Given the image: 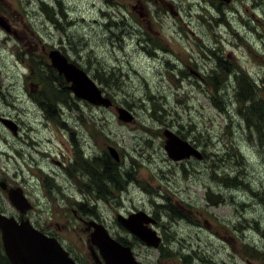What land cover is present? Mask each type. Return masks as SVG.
<instances>
[{
	"label": "rangeland",
	"instance_id": "obj_1",
	"mask_svg": "<svg viewBox=\"0 0 264 264\" xmlns=\"http://www.w3.org/2000/svg\"><path fill=\"white\" fill-rule=\"evenodd\" d=\"M52 49L113 105L74 95ZM242 78L264 99V0H0V116L17 125L0 121V179L79 264L106 263L90 222L142 264H264V144ZM166 129L204 157L170 158ZM140 210L158 247L118 220Z\"/></svg>",
	"mask_w": 264,
	"mask_h": 264
},
{
	"label": "water",
	"instance_id": "obj_2",
	"mask_svg": "<svg viewBox=\"0 0 264 264\" xmlns=\"http://www.w3.org/2000/svg\"><path fill=\"white\" fill-rule=\"evenodd\" d=\"M231 1V0H221ZM51 65L59 74L63 75L67 82L71 83L70 90L79 98L88 100L96 105L109 107L113 101L107 97L103 90L89 74L58 49L49 52ZM119 119L130 121L133 115L124 107H118ZM1 121L13 132H16L17 125L9 118L1 117ZM166 137L165 149L170 158L176 161L191 157L202 159L203 153L189 141L181 138L170 129L164 131ZM111 154L118 159L117 150L110 147ZM2 186L6 188L4 182ZM10 198L23 211L30 208L20 188L9 189ZM119 222L133 234L145 241L149 246L158 247L161 237L151 227L144 223L155 222L145 211L131 213L128 217L118 215ZM95 231L92 233L91 241L100 249L106 264H142L138 262L131 250V247L121 245L120 242L112 239L102 225L93 224ZM0 227L3 229L5 250L13 264H76L54 238H48L34 229L29 221L22 224L15 223L13 218L0 216Z\"/></svg>",
	"mask_w": 264,
	"mask_h": 264
},
{
	"label": "trees",
	"instance_id": "obj_3",
	"mask_svg": "<svg viewBox=\"0 0 264 264\" xmlns=\"http://www.w3.org/2000/svg\"><path fill=\"white\" fill-rule=\"evenodd\" d=\"M63 79V76H60ZM237 96L242 101H250V105L244 107L243 116L247 122L248 127H254L259 137L261 144H264V99L257 97L255 89L245 81L244 78L240 80L239 91ZM108 168V167H107ZM106 168L105 174L114 179L113 172H109Z\"/></svg>",
	"mask_w": 264,
	"mask_h": 264
},
{
	"label": "flooded vegetation",
	"instance_id": "obj_4",
	"mask_svg": "<svg viewBox=\"0 0 264 264\" xmlns=\"http://www.w3.org/2000/svg\"><path fill=\"white\" fill-rule=\"evenodd\" d=\"M12 28H13L12 26H11V28L8 27V31L11 30ZM0 121H1V116H0ZM2 182L5 183L6 188L2 186ZM7 185L8 184L5 181H3V179H0V186L2 188H4V189H7L8 190V193H9V189H11V188H20V187H11V188H8ZM21 190H22L23 195L25 196V198L27 200L28 198L25 195V192L23 191V189H21ZM9 197H10V195H9ZM11 202H12V204L15 207L14 210L13 209L10 210V211L5 210V208H4L3 204H2V201H1V195H0V216L5 215L8 218H15L18 222H21V221H29L31 223V225L34 228H36V230H38L39 232L43 233L44 235H47L48 237L55 238L71 254V252L67 249L66 244H64L63 241L60 239V236L59 235L53 233L51 231V229L44 228V227H40L39 225L33 223V220L29 216L30 213L32 212L33 208H32V204L29 203L28 200L26 202L29 203L30 208H28L25 211H23L21 208H19L17 206V204L12 199H11ZM89 224L91 225V222ZM92 226L90 227V230L91 231L93 229ZM41 228H43V229H41ZM94 248H95V245H94ZM74 261H76V259ZM0 264H13V262L9 259L8 255L6 253V250H5V245H4V241H3V234H2L1 227H0Z\"/></svg>",
	"mask_w": 264,
	"mask_h": 264
}]
</instances>
